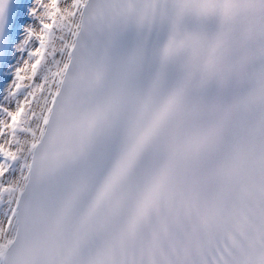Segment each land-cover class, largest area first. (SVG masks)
I'll return each mask as SVG.
<instances>
[{
	"label": "snow or ice",
	"instance_id": "6c2138e0",
	"mask_svg": "<svg viewBox=\"0 0 264 264\" xmlns=\"http://www.w3.org/2000/svg\"><path fill=\"white\" fill-rule=\"evenodd\" d=\"M0 264H264V0H0Z\"/></svg>",
	"mask_w": 264,
	"mask_h": 264
}]
</instances>
